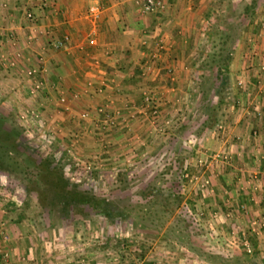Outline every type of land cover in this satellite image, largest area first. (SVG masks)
<instances>
[{
  "label": "crops",
  "instance_id": "crops-1",
  "mask_svg": "<svg viewBox=\"0 0 264 264\" xmlns=\"http://www.w3.org/2000/svg\"><path fill=\"white\" fill-rule=\"evenodd\" d=\"M99 1L101 12L93 20V0H0V101L20 111L43 110L57 135H71L72 144L79 137L87 152L111 158L145 152L184 119L201 72L197 50L209 45L212 35L205 30L216 15L247 4L252 16L264 10V0H162L163 7L152 9L145 0ZM28 9L36 12L39 25L28 21ZM258 17L233 45L227 72L231 100L218 134L211 130L202 138L203 157L211 155L209 150L231 157L227 162L211 158L205 205L220 199L225 221L242 229V246L222 250L236 256L237 264L247 256L252 264H264V72H259L264 34L255 32ZM30 69L39 72L31 77ZM147 96L158 114L153 115ZM104 108L120 111L119 126L101 128ZM83 111L89 113L86 120L79 119ZM246 228L254 241L246 239ZM0 230L7 256L0 264H147L154 253L161 264H216L206 249L202 257L183 245L172 250L159 245L150 251V260L136 256L131 261L82 243L76 248L67 237L26 229L25 219L1 207ZM227 235L228 241L236 238Z\"/></svg>",
  "mask_w": 264,
  "mask_h": 264
},
{
  "label": "rangeland",
  "instance_id": "rangeland-1",
  "mask_svg": "<svg viewBox=\"0 0 264 264\" xmlns=\"http://www.w3.org/2000/svg\"><path fill=\"white\" fill-rule=\"evenodd\" d=\"M250 8L241 5L231 13V6L227 13L216 15V23L205 30L212 35L209 45L203 43L197 50L201 72L184 119L167 129L173 133L165 141L156 140L135 157L94 155L77 135L73 144L71 135H57L43 110L20 111L0 101V207L13 218L25 219L26 229L53 232L67 237L76 248L82 243L130 261L136 256L150 260V251L159 245L169 250L183 245L202 257L206 249L216 264L239 263L222 250L242 246L238 237L242 229L225 221L220 199L205 205L211 158L219 152L209 150L211 155L203 157L202 138L211 130L218 134L231 100L230 80L216 87L217 75L220 67L229 66L236 40L247 35L246 29L258 17ZM39 20L34 24L28 19L36 26ZM254 25L256 33L264 34V10ZM62 98L60 104L66 102ZM113 112L116 109L102 110V129L119 126L120 111L115 124L108 123ZM87 118L79 115L80 120ZM244 230L246 239L254 241L253 233ZM228 232L236 238L228 241ZM243 260L254 262L250 256ZM153 262H158L155 253L148 263Z\"/></svg>",
  "mask_w": 264,
  "mask_h": 264
},
{
  "label": "built area",
  "instance_id": "built-area-1",
  "mask_svg": "<svg viewBox=\"0 0 264 264\" xmlns=\"http://www.w3.org/2000/svg\"><path fill=\"white\" fill-rule=\"evenodd\" d=\"M163 6H164V3H163L162 0H147V2H146V8H147V9H151V8H155V7H163ZM89 10H90V13H91V15H92L93 20H96V19L99 17V14H100V12H101V6H100L99 1L96 0V3L92 4V5L90 6ZM27 18H28L32 23H34V24H37V21L39 20L38 15H37L36 12H35L34 10H32V9H30V10L27 12ZM263 27H264V25H263ZM67 40H68V35H66L63 39L59 40V41L57 42V46H58V47H61V46L64 44V42H66ZM90 42H91L92 44H96V40H95V38H92V39L90 40ZM263 54H264V53H263ZM252 55L255 56V55H256V52H254ZM259 70H260V72H262V73L264 72V60L260 63ZM35 73H36V70H33V69H30V70L28 71V74H29L31 77H35ZM32 75H34V76H32ZM64 100H65V99L62 98V101H64ZM145 100H146V102L151 106V109H152V113H153V115L158 114L157 106H156L155 103H153L152 98H151L150 96H147V97L145 98ZM117 113H119V111L113 112L112 116H110V117L108 118V123H110V125L115 124V122H116V116H115V115H117ZM262 114H264V110H262ZM88 115H89V114H88L87 112H82V113L80 114V118L87 117ZM108 125H109V124H108ZM230 158H231V157H230V155H229L228 153H224V154L217 153V154H215V158H214V160L216 159V160H218V161H220V160H222V161H230ZM206 181H207V180H206ZM207 182H208V181H207ZM207 182H206V183H207ZM254 224H256V223L254 222ZM4 236H5L4 231H3V230H0V261H2L3 263L6 262V258H7V256H6V254H5L4 250H3V248H2V246H1V239H2V237H4ZM154 264H161V263H159V262H154Z\"/></svg>",
  "mask_w": 264,
  "mask_h": 264
},
{
  "label": "trees",
  "instance_id": "trees-1",
  "mask_svg": "<svg viewBox=\"0 0 264 264\" xmlns=\"http://www.w3.org/2000/svg\"><path fill=\"white\" fill-rule=\"evenodd\" d=\"M228 67L229 66L226 64L225 67H223V68L220 67L219 68V72H218V75H217L218 79L216 81V87L219 86V85H222L223 83H225V81H227L228 76L226 75V73L229 71Z\"/></svg>",
  "mask_w": 264,
  "mask_h": 264
}]
</instances>
